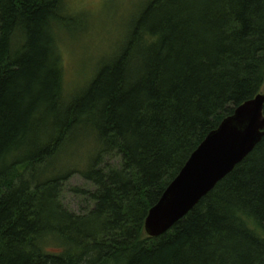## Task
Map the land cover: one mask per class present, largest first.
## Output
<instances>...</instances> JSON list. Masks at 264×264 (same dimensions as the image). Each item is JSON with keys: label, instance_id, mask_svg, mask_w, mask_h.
<instances>
[{"label": "trees", "instance_id": "16d2710c", "mask_svg": "<svg viewBox=\"0 0 264 264\" xmlns=\"http://www.w3.org/2000/svg\"><path fill=\"white\" fill-rule=\"evenodd\" d=\"M138 12L66 95L61 41L81 16L65 0H0V264H264V135L168 232L144 229L207 135L264 96V0ZM84 146L86 169H66ZM75 174L93 187L71 189L93 204L80 215L61 198Z\"/></svg>", "mask_w": 264, "mask_h": 264}, {"label": "water", "instance_id": "95a60500", "mask_svg": "<svg viewBox=\"0 0 264 264\" xmlns=\"http://www.w3.org/2000/svg\"><path fill=\"white\" fill-rule=\"evenodd\" d=\"M264 135V96L258 95L225 118L192 153L152 207L144 229L158 238L183 219L218 182L241 163Z\"/></svg>", "mask_w": 264, "mask_h": 264}, {"label": "rangeland", "instance_id": "374dc122", "mask_svg": "<svg viewBox=\"0 0 264 264\" xmlns=\"http://www.w3.org/2000/svg\"><path fill=\"white\" fill-rule=\"evenodd\" d=\"M148 1L65 0L66 12L81 16L80 23L71 32L63 34L65 38L61 41L66 95L73 91L79 94L86 87L99 64L117 50L133 17ZM78 150L68 151L65 168L81 173L87 167L91 149L84 146L83 150ZM73 188L93 191V187L75 174L63 188L64 207L76 215L85 214L93 204L87 198L74 195ZM47 249L50 252L59 250L54 246Z\"/></svg>", "mask_w": 264, "mask_h": 264}]
</instances>
